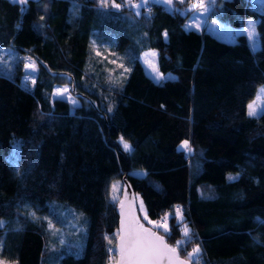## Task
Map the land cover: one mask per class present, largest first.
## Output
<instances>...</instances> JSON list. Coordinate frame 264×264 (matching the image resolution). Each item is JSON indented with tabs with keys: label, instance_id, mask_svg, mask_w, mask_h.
I'll use <instances>...</instances> for the list:
<instances>
[{
	"label": "trees",
	"instance_id": "obj_1",
	"mask_svg": "<svg viewBox=\"0 0 264 264\" xmlns=\"http://www.w3.org/2000/svg\"><path fill=\"white\" fill-rule=\"evenodd\" d=\"M190 1L135 12L128 0H34L20 14L0 0V56L28 53L38 65L31 86L20 57L0 74V260L106 264L118 222L108 190L118 179L150 219L168 215L167 231L154 230L191 264H264V110L247 113L264 86V11L253 0L209 7L231 27L255 19L251 49L243 33L225 42L186 28ZM148 49L163 79L146 74ZM63 84L77 103L53 96ZM55 205L86 216L77 214L82 246L74 227L64 244L48 228L43 215Z\"/></svg>",
	"mask_w": 264,
	"mask_h": 264
},
{
	"label": "rangeland",
	"instance_id": "obj_2",
	"mask_svg": "<svg viewBox=\"0 0 264 264\" xmlns=\"http://www.w3.org/2000/svg\"><path fill=\"white\" fill-rule=\"evenodd\" d=\"M150 2H158L163 4L167 9H172L173 5H167L162 2V0H148L147 4ZM128 3L131 5L134 4H140L142 3V0H128ZM198 3V0H191L188 4L187 7L190 9L192 8L191 5ZM206 5L208 2H205ZM253 6L257 10L264 11V3H260L259 0H253ZM211 7V6H209ZM75 6L72 4V9L74 10ZM133 10L135 12H139L141 8H135L133 7ZM209 11V10H208ZM208 11L204 12L201 9H195L192 8V13L191 15L187 18V21L185 22V27L188 29H196V30H201L204 26L207 31L212 33L214 36H216L218 39L223 40L225 42H234L236 40V37L238 34L243 33L247 37V41L251 49H256L259 46V39H258V33L255 27V33H256V40L253 42L248 36V29L250 22H253L256 20L253 18H247L245 24L241 28H236V27H231L229 25H226L225 23L215 19V18H210L208 17ZM71 12H73L71 10ZM74 14V13H73ZM215 21L216 23H213ZM20 57L21 62H22V76H21V82L24 85H29L31 86L33 84V81H35L37 70H38V65L37 61L34 57H32L28 53L20 54V53H10V50H7V52L2 53L0 56V74L2 73H9L11 70L15 68V64L17 60ZM140 60L143 64L144 70L146 74L151 77L154 81H158L160 79L164 78V75L159 71L157 67V51L154 49H148L142 52L140 55ZM35 64V70L29 68H25V64ZM58 89H67L66 92H63L62 95H54ZM53 96L58 97V98H63L71 103L75 104L77 103V100L75 99L74 94L72 93L70 86L68 84H63V85H56L53 87ZM253 101H256L258 104L264 105V86H259L257 88L255 97L252 101H250L247 104V113H248V105L252 103ZM264 110V108H261L258 111V114L261 113ZM121 143V139L119 140ZM123 146V144L121 143ZM137 174H140V172H136ZM116 184L117 187L113 189V185ZM123 183L116 179L113 180L110 183L109 190H108V196L109 200L112 202H115L118 204L122 198V192H123ZM61 204V203H60ZM56 206V205H55ZM62 206V207H61ZM58 205L56 207H53V213L54 216L51 215H43V218L47 221L48 228H51V231L55 234V238L58 241L59 244H64L66 236L69 235L70 230H68L70 227H74V232L75 234L79 232L81 229V225L79 224V215L82 217V219H85V215L81 213L80 211L72 208L69 206L71 210L67 208H63V205ZM52 207V206H51ZM136 208H137V215L140 219V221L145 224L146 226H149L152 229H164V227L160 226L162 224L167 225V217L168 215L164 216L163 221L160 219L158 222L157 220H152L148 217L146 213V208L144 206L143 200L141 197L138 195L136 198ZM74 211V212H73ZM79 214V215H77ZM179 214V213H178ZM180 216V215H179ZM166 217V219H165ZM86 220V219H85ZM49 222H51L52 227H49ZM155 222V223H152ZM86 229V226H85ZM184 229V227H183ZM183 231V230H182ZM68 232V234H67ZM85 233V230L83 231ZM71 239L74 240L78 245L82 246L84 244V238L81 237V234H76L73 235L71 234ZM196 248V247H194ZM193 248V249H194ZM193 250L190 251V253ZM196 254V253H195ZM195 254L192 256L194 257ZM115 255H110L109 259L107 260L106 264H115Z\"/></svg>",
	"mask_w": 264,
	"mask_h": 264
},
{
	"label": "snow or ice",
	"instance_id": "obj_3",
	"mask_svg": "<svg viewBox=\"0 0 264 264\" xmlns=\"http://www.w3.org/2000/svg\"><path fill=\"white\" fill-rule=\"evenodd\" d=\"M19 2L24 5L26 0H19ZM148 0H142L140 4L132 5L135 8H142L147 5ZM163 3L167 5H171L173 0H162ZM183 2V0H181ZM260 3H264V0H259ZM215 0H209V4L206 5L205 0H199L198 3L191 5L192 8L201 9L204 12L209 10V6L214 4ZM109 5V0H100V6L103 8H107ZM112 7L120 8V4H116L114 0H112ZM139 14V13H138ZM213 23H216L213 21ZM255 21L250 22L248 29V36L253 42L256 40L255 33ZM26 69L35 70V64H25ZM35 81H33L34 83ZM67 89H58L54 95H62L63 92H66ZM264 108V105L258 104L256 101H253L248 105V115L254 116L258 114V111ZM121 143L126 151L131 149V146L123 140L121 137ZM182 148L188 149V141H183ZM117 187L116 184L113 185V189ZM121 207L123 208V201L121 202ZM179 213V209H178ZM167 216V214H166ZM166 219V217H165ZM3 222H0L2 224ZM155 223V222H152ZM165 228L167 231V225H160ZM49 227H52L51 222H49ZM189 229L185 225L183 232L184 235L187 236L189 234ZM120 243L116 246V251L119 252L120 259L115 262V264H162V262L166 259L168 264H187V261L180 260L176 255V248H171L167 244L164 243V238L161 236H157L155 233L151 232L149 229H144L140 226L138 229L128 228L127 230L122 227L120 230ZM111 239H109V243L111 244ZM181 242L178 241L177 245ZM109 251H113L112 248ZM200 251L199 247L193 249L191 253H188L189 258H191L195 253ZM0 264H6L5 261L0 260Z\"/></svg>",
	"mask_w": 264,
	"mask_h": 264
},
{
	"label": "water",
	"instance_id": "obj_4",
	"mask_svg": "<svg viewBox=\"0 0 264 264\" xmlns=\"http://www.w3.org/2000/svg\"><path fill=\"white\" fill-rule=\"evenodd\" d=\"M8 3L12 5H18L20 7V14L23 13L25 6L27 5L28 2L34 1V0H26V3L22 5L19 0H5ZM72 91L74 90V85H71ZM123 192H122V198L120 202L116 206V212L118 216V222H117V236L115 239V262L120 259L119 252L116 251V246L120 243V230L122 227L124 229L128 228H133V229H138L140 226L144 229H149L151 232L155 233L157 236L163 237L159 232L155 231L154 229L150 228L149 226H146L143 224L138 215H137V208H136V197L134 191L131 189L130 185L128 182L123 183ZM123 201V208L121 207V202ZM164 243L167 244L169 247H171L164 239ZM173 248V247H171ZM176 255L179 257L180 260L187 261V264H191L188 260L183 258L178 250H176ZM162 264H168L167 260L165 259Z\"/></svg>",
	"mask_w": 264,
	"mask_h": 264
},
{
	"label": "built area",
	"instance_id": "obj_5",
	"mask_svg": "<svg viewBox=\"0 0 264 264\" xmlns=\"http://www.w3.org/2000/svg\"><path fill=\"white\" fill-rule=\"evenodd\" d=\"M198 2H199V0H198ZM212 5L214 6L215 4H212ZM149 9H150L149 7H146V10H147V11H149Z\"/></svg>",
	"mask_w": 264,
	"mask_h": 264
},
{
	"label": "crops",
	"instance_id": "obj_6",
	"mask_svg": "<svg viewBox=\"0 0 264 264\" xmlns=\"http://www.w3.org/2000/svg\"><path fill=\"white\" fill-rule=\"evenodd\" d=\"M193 29V28H192ZM196 30V29H195Z\"/></svg>",
	"mask_w": 264,
	"mask_h": 264
}]
</instances>
